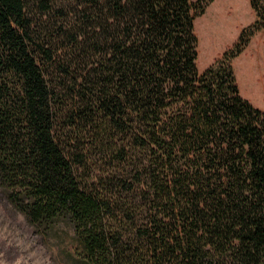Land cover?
Wrapping results in <instances>:
<instances>
[{
	"label": "trees",
	"instance_id": "16d2710c",
	"mask_svg": "<svg viewBox=\"0 0 264 264\" xmlns=\"http://www.w3.org/2000/svg\"><path fill=\"white\" fill-rule=\"evenodd\" d=\"M250 3L200 72L203 0H0V190L66 228L71 264H264V112L233 67Z\"/></svg>",
	"mask_w": 264,
	"mask_h": 264
},
{
	"label": "rangeland",
	"instance_id": "374dc122",
	"mask_svg": "<svg viewBox=\"0 0 264 264\" xmlns=\"http://www.w3.org/2000/svg\"><path fill=\"white\" fill-rule=\"evenodd\" d=\"M203 2H206L205 10L195 22L200 72L220 60L239 42L243 31L256 21L250 0ZM210 22H214L213 28L217 31L214 39L209 33ZM253 61L264 71V29L252 36L242 53L233 60L240 94L264 112V96L251 88L248 73L244 71V65ZM258 82L261 83V80ZM72 252L74 248L66 228L60 227L50 235L42 236L0 190V264H71L69 256Z\"/></svg>",
	"mask_w": 264,
	"mask_h": 264
}]
</instances>
